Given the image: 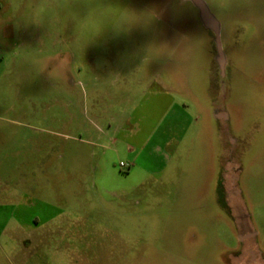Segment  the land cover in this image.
Returning a JSON list of instances; mask_svg holds the SVG:
<instances>
[{"label":"rangeland","instance_id":"1","mask_svg":"<svg viewBox=\"0 0 264 264\" xmlns=\"http://www.w3.org/2000/svg\"><path fill=\"white\" fill-rule=\"evenodd\" d=\"M201 1L0 0V264H264V0Z\"/></svg>","mask_w":264,"mask_h":264},{"label":"crops","instance_id":"2","mask_svg":"<svg viewBox=\"0 0 264 264\" xmlns=\"http://www.w3.org/2000/svg\"><path fill=\"white\" fill-rule=\"evenodd\" d=\"M150 87L151 86L147 88ZM182 92L184 93V91ZM144 93L145 94L140 98V101L138 102V106L136 107V109H140L139 111L140 114L138 117H134V119L131 120L132 122L135 120V123L133 124L134 128L129 133L130 138L134 140V142L137 145L135 150L136 162L141 160L148 145L154 139V131L157 127V125L154 127V104L158 103L157 101L160 99L159 94L156 92L154 93V91L151 92L149 90L145 91ZM168 93L170 92H167L166 95V101H167V108L165 111L166 114H168V112H170L175 106L174 98H172V96H170ZM246 232L247 231L244 230L243 234Z\"/></svg>","mask_w":264,"mask_h":264},{"label":"water","instance_id":"3","mask_svg":"<svg viewBox=\"0 0 264 264\" xmlns=\"http://www.w3.org/2000/svg\"><path fill=\"white\" fill-rule=\"evenodd\" d=\"M193 2L200 8L203 20H207L208 18L210 19L208 10L204 8L203 5L198 2V0H193Z\"/></svg>","mask_w":264,"mask_h":264},{"label":"bare ground","instance_id":"4","mask_svg":"<svg viewBox=\"0 0 264 264\" xmlns=\"http://www.w3.org/2000/svg\"><path fill=\"white\" fill-rule=\"evenodd\" d=\"M198 2L201 3V4L203 5L204 8H206L201 0H198ZM204 21L206 22L207 25H208V24L211 25V22H209V21H210L209 18H208L207 20H204Z\"/></svg>","mask_w":264,"mask_h":264}]
</instances>
